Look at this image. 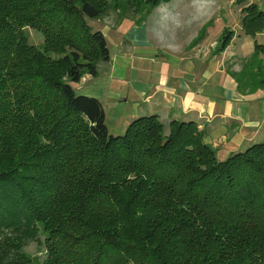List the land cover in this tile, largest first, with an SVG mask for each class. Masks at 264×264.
Masks as SVG:
<instances>
[{"label":"trees","instance_id":"obj_1","mask_svg":"<svg viewBox=\"0 0 264 264\" xmlns=\"http://www.w3.org/2000/svg\"><path fill=\"white\" fill-rule=\"evenodd\" d=\"M172 1L0 0V264H33L32 243L40 264H264V143L220 161L197 124L166 134L157 115L113 134L73 88L110 63L89 21Z\"/></svg>","mask_w":264,"mask_h":264},{"label":"crops","instance_id":"obj_2","mask_svg":"<svg viewBox=\"0 0 264 264\" xmlns=\"http://www.w3.org/2000/svg\"><path fill=\"white\" fill-rule=\"evenodd\" d=\"M247 1L264 11V0ZM233 2L189 3L199 27L191 36L178 32L183 44H170L163 35L181 0L161 5L146 19L129 12L118 21L111 14L102 28L110 63L100 64L95 77L84 74L73 88L101 101L113 134L125 133L137 118L157 115L167 125L197 124L221 161L264 143V54L256 48L264 47V32L247 35L241 14L246 4L235 13ZM228 27L233 38L217 49Z\"/></svg>","mask_w":264,"mask_h":264},{"label":"rangeland","instance_id":"obj_3","mask_svg":"<svg viewBox=\"0 0 264 264\" xmlns=\"http://www.w3.org/2000/svg\"><path fill=\"white\" fill-rule=\"evenodd\" d=\"M176 1V0H175ZM179 1V0H178ZM183 3V6H181L180 13L177 14V16L174 18L175 20L173 21V25L171 23V26H169L170 29H164L163 31V35L165 36L167 42H169L170 44H183V42H178V36L183 34L184 36H191L193 35L195 32L198 31V20L195 23L194 22V18L195 17V13L192 10V8H188L187 5L192 4L193 0H181ZM233 2L232 8L235 11V13H237V8L241 11V7H243L244 4L245 8L244 10L242 9L241 14L242 15H248L250 12H254L255 14H257L258 12L260 13H264V11H261L260 8L255 5V4H248L247 0H228V2ZM198 2V1H196ZM174 3V2H173ZM193 5V4H192ZM158 8V7H157ZM156 7L153 6H143L142 7V11L140 12L139 16L142 17V19H146L152 12L155 11V9H157ZM123 9V8H122ZM190 10V11H189ZM129 12H126L125 9L122 10V15H127ZM129 15V14H128ZM131 15V14H130ZM176 15V14H175ZM198 15V14H197ZM109 22V21H108ZM262 22L264 23V16L262 18ZM90 25L92 27H94L97 30H101L102 28L104 29L105 24L107 25V23L103 22L102 20H94V21H89ZM182 31L181 34H178L179 31ZM264 32V31H263ZM205 33V31H204ZM229 34L230 41L233 38V33L229 30V27L226 28L222 34L219 35L218 39L216 40V42L218 43L217 45V49H220L223 45V40L227 35ZM25 35L28 38V41L31 45L38 47L40 49H43V43H44V38L43 36L36 32L33 29L30 28H26L25 29ZM206 35V34H205ZM105 36V35H104ZM203 39V38H202ZM108 41V40H107ZM229 41V44H230ZM196 43H198V39L196 40ZM109 44V43H108ZM193 44V43H192ZM260 46V45H259ZM263 47V46H262ZM260 53V52H259ZM263 54V53H262ZM161 122L164 124L165 126V131L166 134L169 133L168 127L169 125H167V121H164L163 119H161ZM108 125V124H107ZM110 130V129H109ZM199 130L203 133V130L201 129V127H199ZM111 132V130H110ZM112 133V132H111ZM216 154V152H215ZM217 158L218 155L216 154ZM231 157V156H230ZM219 159V158H218ZM220 160V159H219ZM221 161V160H220ZM41 227V235H42V239H44V237L48 236V233H46L43 229V226L40 225ZM41 246H38L37 243H32L30 244L25 251L30 255V257L33 260V264H40V262L43 260L45 252H43V250H41Z\"/></svg>","mask_w":264,"mask_h":264}]
</instances>
